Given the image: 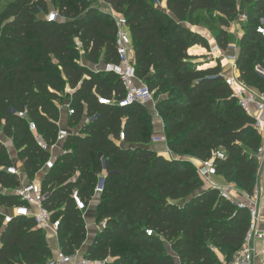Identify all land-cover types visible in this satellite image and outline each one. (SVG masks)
Instances as JSON below:
<instances>
[{
    "label": "trees",
    "instance_id": "16d2710c",
    "mask_svg": "<svg viewBox=\"0 0 264 264\" xmlns=\"http://www.w3.org/2000/svg\"><path fill=\"white\" fill-rule=\"evenodd\" d=\"M97 1L11 0L0 12V133L17 158L0 141V264L53 259L33 219L13 217L3 225L5 214L24 206L14 192L39 173L42 206L59 222L57 242L64 255H74L87 239V216L77 210L73 193L89 207L102 180L91 215L104 226L86 247V259L221 264L220 253L230 261L247 234L248 212L206 187L184 158L204 162L221 152L222 158L213 159L216 174L251 196L262 137L232 97L220 65L195 71L193 64L202 57L189 56L188 50L209 46L185 25L195 26L200 12L213 14L219 24L215 47L226 51L231 45L227 28L245 17L236 68L244 83L263 92L264 77L256 66L264 69V40L256 29L264 20V0H102L126 20L136 76L160 97L156 111L174 158L152 148V116L145 106L119 107L118 78L92 68L117 62L116 28ZM50 6L57 21L45 20ZM66 89L71 94L61 104ZM65 104L73 111H66L69 134L52 168L43 170L50 154L38 145L29 123L46 145H53ZM9 167L20 176L8 174Z\"/></svg>",
    "mask_w": 264,
    "mask_h": 264
},
{
    "label": "built area",
    "instance_id": "2783aa9c",
    "mask_svg": "<svg viewBox=\"0 0 264 264\" xmlns=\"http://www.w3.org/2000/svg\"><path fill=\"white\" fill-rule=\"evenodd\" d=\"M106 12L110 14L116 28L115 51L117 62L105 64L103 71L114 74L121 84L123 93L121 99L117 102L119 107H129L133 104L144 106L151 100L152 94L146 85L136 76L131 37L126 20L111 9H108ZM240 18L245 20V17ZM45 20L47 22L57 21V12L54 10L50 11L45 16ZM256 32L264 40V27H257ZM219 52L224 56L223 59H226L231 64L232 72L229 75L223 74L226 86L230 88L232 97L236 100L238 106L253 120L254 130L262 137L264 134V91H256L244 83L238 74H234L239 52L236 45H229L226 51L219 50ZM257 73L264 77V72L257 71ZM99 101L100 103H109L102 99ZM62 108L67 111L68 115L73 113L68 104L63 105ZM29 130L34 135L38 145L50 154V159L45 163L43 170L51 169L57 155L63 152L62 144L69 131L59 126L56 142L53 145H46L37 135L36 128L32 123H29ZM120 138H123L122 134ZM162 141L166 142L161 139L155 140V142ZM215 157L222 158L223 154L219 151L213 152L210 160L200 162L199 165L195 166L198 177L204 185L216 189L223 200L229 202L237 209L247 210L249 215L248 231L241 248L230 261L222 259L221 264H254L256 259L261 264H264V229L261 226L262 220L259 206L263 189L255 186L253 194L249 196L243 192L232 190L229 184L227 186H220L214 183L212 181L213 178L218 176L213 166V159ZM256 158L257 161L264 160V146L259 147L256 152ZM5 171L8 174L20 176L19 170L16 167L6 168ZM102 182V180H99L94 190V197H97L102 192ZM14 194L24 203V206L16 207L10 213L5 214L3 225L8 224L13 217L31 218L37 229L43 231L45 235L52 234L57 238L59 222L51 220L50 213L42 206L45 196L41 191L40 184L34 181L25 182ZM72 199L77 210L85 219L88 214V207L79 199L76 192L73 193ZM103 226L104 223L101 224L100 228ZM145 232L147 236L153 235V232L150 230H146ZM78 252L67 256L59 251L55 258L49 260L46 264H100L98 261L86 259L84 254L81 255Z\"/></svg>",
    "mask_w": 264,
    "mask_h": 264
},
{
    "label": "crops",
    "instance_id": "0c3cea01",
    "mask_svg": "<svg viewBox=\"0 0 264 264\" xmlns=\"http://www.w3.org/2000/svg\"><path fill=\"white\" fill-rule=\"evenodd\" d=\"M209 43H210L209 47L212 50V53H210V56H212V57H210V59H212L214 61L213 63L209 64V65H212L209 68H214L217 65H220L223 74L224 75H229L232 72L231 64L226 59H223L224 56H222V53L219 52V50H217L218 48L215 47V42L213 40H210ZM194 48H198L200 51H198V52H190ZM192 49L188 50V55L189 56L198 57V58L202 57L203 58L205 55L208 54L205 49H202V48H200L198 46H195ZM100 65H98V66H100ZM98 66H97V68H98ZM234 74H238L237 68H236V70H234ZM61 109L63 110L64 116H65L66 111L62 107H61ZM149 113L151 114V116L153 118V123H152L153 124V129H152V148L158 154H160V155H162V156H164L166 158H174L175 156H173L168 150L167 142H164V141L155 142V140H158V139H161V140H165L166 139L165 138L164 125H163V122H162L160 116L157 113L155 114L156 116L153 113H151V112H149ZM61 123L62 122L60 121V124H59L60 127L63 128V129L68 130L67 126H66V120L63 122V124H61ZM261 146H264V134L262 135ZM12 159L16 162V156H15V158H12ZM184 159L188 160L193 166H197L200 163L199 161H196L195 159H191V158H187V157H185ZM257 164H258V170H257V175H256V186L257 187H261L263 189V193H262V195L260 197V201H259V206H260L261 220H262L261 226L264 229V160L263 161H257ZM41 174L42 173H39V174L36 175L34 182L39 183L41 181V179H42ZM104 176H105V173L102 174V177H104ZM212 181L214 183L220 185V186H227V184H228L223 179V177H221L219 175L217 177L213 178ZM206 187H208V186H206ZM96 203H97V198L94 197L93 200L91 201V203L89 204V207H88V211H89L88 214H87L88 215L87 216L88 222H86L87 235L90 233V230H93V227H95V221H94L93 215H91L90 210L94 209ZM46 240H47V242L49 244V247H50V249L52 251L53 259H54L56 254L60 251L59 250V245H58V242H57V238L54 237L52 234H46ZM91 240H92V237H91V239L87 240L86 247L90 244ZM86 247H84V249H81L79 251L80 252L79 254H81V255L84 254ZM257 247H258V245H257ZM222 259H223V257H220V260H222ZM254 264H261V263H260V261L258 259H256Z\"/></svg>",
    "mask_w": 264,
    "mask_h": 264
},
{
    "label": "rangeland",
    "instance_id": "374dc122",
    "mask_svg": "<svg viewBox=\"0 0 264 264\" xmlns=\"http://www.w3.org/2000/svg\"><path fill=\"white\" fill-rule=\"evenodd\" d=\"M11 0H0V12H3L4 10V6L10 2ZM96 6H98L101 10L103 11H107L109 9V6L104 4L102 2V0H98L97 1V4ZM162 8H164L163 6H161ZM49 11H53L52 7L50 6V10ZM244 20H242L240 17H236L229 25V27L227 28V34H228V37H229V42L231 45H237L238 44V41H239V38L240 36L242 35V29L240 27V23L243 22ZM195 23L196 25L195 26H189V25H185L187 28H189L192 32H195V33H199L202 37L205 38L208 46H209V42L210 40H213L215 39V36H216V31L215 29H217L219 27V24L216 20V18L214 17L213 14H209V13H205V12H200L196 15V18H195ZM262 26L264 27V20L262 21ZM215 42V41H214ZM195 47V46H194ZM202 49H205L201 46H198ZM193 47H191L190 49H192ZM207 51V55H205L202 59H200L198 62L194 63L193 64V68L195 69V71H198L196 69V67L198 65H202V66H208L210 63H213L214 61L212 59H210V53H212V50L210 49H205ZM81 63H84L85 64V61L84 59H82ZM104 67V65H100L98 66V69H102ZM93 69H96L97 66H92ZM215 68V67H214ZM256 71L258 72H264V69H260L259 67L256 66ZM71 94V91H69L68 89L65 90V93H64V96H63V99L61 101V104L66 102L68 100V97ZM166 94V93H165ZM160 97H154L152 95V98L151 100L146 104L144 105L145 108L147 109L148 112H151L153 113L154 115L157 113L156 111V103H157V100L159 99ZM61 110V116H60V121L62 122L61 124H63V122L66 120V113H65V116H64V112L62 109ZM158 114V113H157ZM159 115V114H158ZM156 116V115H155ZM152 123H153V118H152ZM0 141L2 142V144L5 146V148L8 150V152L10 153V156L12 158H15L16 156V152L14 151L13 149V146H12V143L3 137V135L0 133ZM17 160V158H16ZM32 181H35V178L34 180ZM230 188L232 190H235V191H239L238 189H236L233 185L229 184ZM240 192V191H239ZM93 209L90 210V212L92 211ZM89 212V211H88ZM88 216V215H87ZM92 217V216H91ZM86 218V217H85ZM87 220V218H86ZM88 222V220L86 221ZM99 228L100 226L96 225L95 224V227H93V230H90V233L87 235V239H86V242L88 239H91V237L93 238L99 231ZM86 242L84 244V247H86ZM84 247H82V249H84ZM80 251V250H79ZM80 253V252H78ZM217 256L218 258L220 257H223L222 254L220 253H217Z\"/></svg>",
    "mask_w": 264,
    "mask_h": 264
},
{
    "label": "bare ground",
    "instance_id": "6f19581e",
    "mask_svg": "<svg viewBox=\"0 0 264 264\" xmlns=\"http://www.w3.org/2000/svg\"><path fill=\"white\" fill-rule=\"evenodd\" d=\"M200 67H205V65H204V66H202V65H198V66L196 67V69H197V70H201Z\"/></svg>",
    "mask_w": 264,
    "mask_h": 264
}]
</instances>
